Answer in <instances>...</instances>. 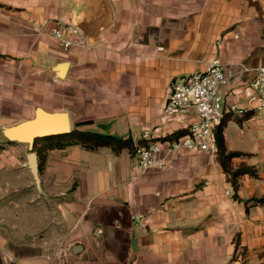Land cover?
<instances>
[{
  "label": "crops",
  "instance_id": "0c3cea01",
  "mask_svg": "<svg viewBox=\"0 0 264 264\" xmlns=\"http://www.w3.org/2000/svg\"><path fill=\"white\" fill-rule=\"evenodd\" d=\"M213 61L229 72L223 103L249 109L264 0H0L2 263L263 264L264 115L224 119L226 149L241 153L232 168L256 171L236 191L216 154L182 150L144 171L126 149L79 145L37 155V187L32 146L5 136L41 109L134 147L160 141L198 121L164 115L171 83Z\"/></svg>",
  "mask_w": 264,
  "mask_h": 264
},
{
  "label": "built area",
  "instance_id": "2783aa9c",
  "mask_svg": "<svg viewBox=\"0 0 264 264\" xmlns=\"http://www.w3.org/2000/svg\"><path fill=\"white\" fill-rule=\"evenodd\" d=\"M50 35L59 41L61 47L67 50L73 44L66 39L56 25L50 29ZM229 72L222 63L213 61L205 71L176 78L170 85V94L164 107V115L174 113L193 112L198 118L188 126L186 133L174 140H160L146 142L137 147L135 163L141 170L168 167L167 158L182 150H195L214 155L217 152L215 130L226 115H244L248 111H255L264 115V65L254 71L250 82L251 94L248 98L250 108H240L225 105L220 88L226 84ZM147 138V134H144ZM125 140L128 137L124 138ZM144 226L142 217H135Z\"/></svg>",
  "mask_w": 264,
  "mask_h": 264
},
{
  "label": "trees",
  "instance_id": "16d2710c",
  "mask_svg": "<svg viewBox=\"0 0 264 264\" xmlns=\"http://www.w3.org/2000/svg\"><path fill=\"white\" fill-rule=\"evenodd\" d=\"M247 113V112H246ZM247 117L248 115H246ZM226 117V116H225ZM225 119V118H224ZM222 120L221 124L215 130V140H216V147H217V160L221 165L223 171L227 175V179L232 184L235 191L238 189V179L240 176L248 174L250 176H256V171L252 167L247 166H239L236 169L232 168L231 166V159L233 157L240 156L241 153L239 152H228L224 143L223 137V130L225 128V120ZM78 126V124L76 125ZM186 131H180L176 134L171 136H167L162 138L161 140H174L181 136H183ZM144 145L145 142L140 143ZM71 145H79L82 148L95 151L101 148H109L115 154L120 153L123 150H128L131 153H135L137 147H134L132 141L125 140L120 137L114 135H106V134H99L93 132H84L80 131L76 128L72 129L69 133L57 136H47L36 139L33 143L32 150L36 152L39 158L42 160L44 154L53 149H64L67 146ZM257 202H261L257 200ZM0 264L2 263L1 256H0ZM264 264V263H263Z\"/></svg>",
  "mask_w": 264,
  "mask_h": 264
},
{
  "label": "water",
  "instance_id": "95a60500",
  "mask_svg": "<svg viewBox=\"0 0 264 264\" xmlns=\"http://www.w3.org/2000/svg\"><path fill=\"white\" fill-rule=\"evenodd\" d=\"M77 25V24H74ZM82 33L78 26H75ZM86 38L85 35H83ZM69 116L64 112H45L37 109L34 115L24 121L5 129V136L9 140L28 143L33 147L36 139L67 134L71 131ZM31 147V150H32ZM28 167L34 177L36 186L40 184L38 175L39 163L36 152L30 151L27 155Z\"/></svg>",
  "mask_w": 264,
  "mask_h": 264
}]
</instances>
